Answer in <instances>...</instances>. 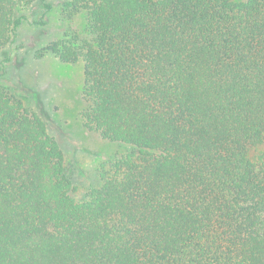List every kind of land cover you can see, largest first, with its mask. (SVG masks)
<instances>
[{"label":"trees","instance_id":"1","mask_svg":"<svg viewBox=\"0 0 264 264\" xmlns=\"http://www.w3.org/2000/svg\"><path fill=\"white\" fill-rule=\"evenodd\" d=\"M33 2L0 0V57ZM61 4L86 35L44 52L82 64L84 127L126 150L76 199L1 58L0 264H264V0Z\"/></svg>","mask_w":264,"mask_h":264},{"label":"rangeland","instance_id":"2","mask_svg":"<svg viewBox=\"0 0 264 264\" xmlns=\"http://www.w3.org/2000/svg\"><path fill=\"white\" fill-rule=\"evenodd\" d=\"M245 1V0H238ZM47 11L39 0L19 10L24 16L15 41L7 46L1 58L9 57L6 80L15 91L25 92L23 99L32 109L39 108L49 120V133L58 142L75 187L73 196L81 199L98 183L100 164L126 147L102 140L87 130L81 121L85 108L82 98L81 63H61L44 52L46 46L72 31L85 36V16H67L62 0H45ZM43 21V25L38 24Z\"/></svg>","mask_w":264,"mask_h":264}]
</instances>
